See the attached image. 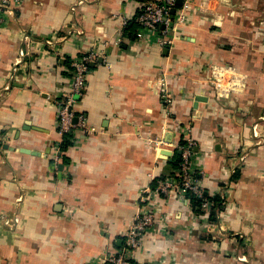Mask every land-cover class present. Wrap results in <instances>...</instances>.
Returning a JSON list of instances; mask_svg holds the SVG:
<instances>
[{"label":"crops","instance_id":"crops-1","mask_svg":"<svg viewBox=\"0 0 264 264\" xmlns=\"http://www.w3.org/2000/svg\"><path fill=\"white\" fill-rule=\"evenodd\" d=\"M144 3L22 0L0 14V215L20 222L0 227V264H103L180 140L193 143L202 188L226 192L224 210L209 227L189 199L154 198L131 264H264V0H191L170 50L123 35ZM91 48L105 62L75 108L95 132L63 157L55 101L70 58Z\"/></svg>","mask_w":264,"mask_h":264},{"label":"built area","instance_id":"built-area-1","mask_svg":"<svg viewBox=\"0 0 264 264\" xmlns=\"http://www.w3.org/2000/svg\"><path fill=\"white\" fill-rule=\"evenodd\" d=\"M22 0H0V14L10 11L12 6H18ZM191 0H183L181 7H176V0H147L139 9L136 16L138 24L137 39H142L145 35L154 36L156 43L167 50L173 47V38L178 28L185 25L188 21V11L191 8ZM83 2L79 1L75 4L71 11L74 13L75 8ZM176 9L172 14V9ZM127 21V20H126ZM126 21L124 24H126ZM78 33H69L74 35ZM32 37L26 34L23 35V40L30 43ZM56 41V40H55ZM44 44L48 47L55 45V42L47 38ZM24 52L19 51V57H23ZM99 59L105 62V57L95 48H91L84 53L71 57L69 60L70 68V86L68 92L64 96H60L55 101L56 106V130L60 139L55 146V154H59V145L64 140L65 136L69 142L73 144L78 134H83L85 137L90 136L95 130L88 125L87 119L76 112L75 105L78 99L82 96L86 84L87 75L90 71V64L96 63ZM18 61L11 69L12 76L17 71L16 65L21 64ZM5 89H8L6 87ZM171 95L162 90L161 100L169 104ZM158 144V142H157ZM192 147L191 141L184 140L183 145H179L177 150L180 152L181 161L175 171L176 178H166L159 183L155 188L150 185L146 186L139 197V206L135 217L125 232L122 249L113 252H107L102 256L103 264H131V254L134 250L141 246V241L144 235L153 228L154 225V208L153 199L162 196L167 197L170 193L178 195L183 200L186 199L187 193H192L196 198L202 200V205L199 210L204 215H208L211 210L212 203L203 197L204 189L202 188L197 175H201L199 170L192 164ZM58 161V157L55 158ZM234 172V169L233 171ZM220 197L225 199L226 192L224 189L220 191ZM200 218L203 220L205 217ZM206 219V218H205ZM204 219V221H205ZM17 215L7 216L0 215V227L8 231L17 229L19 224Z\"/></svg>","mask_w":264,"mask_h":264},{"label":"trees","instance_id":"trees-1","mask_svg":"<svg viewBox=\"0 0 264 264\" xmlns=\"http://www.w3.org/2000/svg\"><path fill=\"white\" fill-rule=\"evenodd\" d=\"M142 6L143 4H141V7ZM135 19L136 17L132 19L131 21L126 22L124 29H123L124 36L126 35L129 38H134L135 32L138 29V24L136 23ZM131 33H134L133 36H131ZM183 144H184V141L180 140L179 145H183ZM70 146H71V143L69 142L68 138L65 136L64 140L59 145L60 156L65 155V152L70 148ZM180 161H181L180 154L178 152H175L173 157L168 161L170 172L168 174H162L154 178L153 181L151 182V187L155 188L159 183L163 182L166 178H176L175 171L178 168V164ZM196 177L197 179H200L199 175H197ZM236 178H237V175L233 177V179H236ZM203 194H204L203 197L212 203L211 210L209 213L210 223L216 224V221H218L217 215L224 210L225 199H222L220 195L210 194L208 190H204ZM186 198L189 199L190 206L196 212V214L201 215L202 213L199 210V208L202 205V200L196 198L192 193H187Z\"/></svg>","mask_w":264,"mask_h":264},{"label":"water","instance_id":"water-1","mask_svg":"<svg viewBox=\"0 0 264 264\" xmlns=\"http://www.w3.org/2000/svg\"><path fill=\"white\" fill-rule=\"evenodd\" d=\"M143 2H146L147 0H142ZM183 0H176V7H180L182 5ZM175 8L172 9L171 13L174 14L175 13ZM99 61H101V59H99ZM94 65V63L90 64V67H92ZM23 152H27V153H31V154H35L34 152H30L28 150H23ZM180 153V152H179Z\"/></svg>","mask_w":264,"mask_h":264},{"label":"rangeland","instance_id":"rangeland-1","mask_svg":"<svg viewBox=\"0 0 264 264\" xmlns=\"http://www.w3.org/2000/svg\"><path fill=\"white\" fill-rule=\"evenodd\" d=\"M182 3H183V2H182ZM182 5H183V4H182ZM182 5H181V6H182ZM181 6H180V7H181ZM178 8H179V7H178ZM1 148L5 149L4 146H3V142H2V141H0V150H1ZM201 217H205V218H206L209 227L212 225V224L210 223V220L207 219V218L209 217V214H208V215H206L205 213H204V215L201 214Z\"/></svg>","mask_w":264,"mask_h":264},{"label":"bare ground","instance_id":"bare-ground-1","mask_svg":"<svg viewBox=\"0 0 264 264\" xmlns=\"http://www.w3.org/2000/svg\"><path fill=\"white\" fill-rule=\"evenodd\" d=\"M141 195V194H140Z\"/></svg>","mask_w":264,"mask_h":264}]
</instances>
